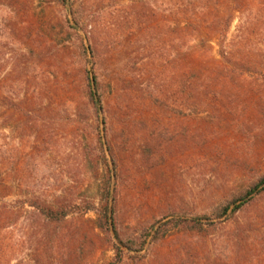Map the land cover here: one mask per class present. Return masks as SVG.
<instances>
[{"label":"rangeland","instance_id":"1","mask_svg":"<svg viewBox=\"0 0 264 264\" xmlns=\"http://www.w3.org/2000/svg\"><path fill=\"white\" fill-rule=\"evenodd\" d=\"M258 7L259 0H254L253 22ZM169 9V0H0V97L11 96L19 77L29 81L19 94H33V109L44 116L41 130L49 140L37 144L28 130L21 141L14 124L7 123L6 167L14 183L21 176L20 198L35 194L47 201L88 202L99 209L106 172L97 139L107 160L110 140L118 164L117 181L112 178L117 185L115 224L123 240L139 241L143 230L162 217L210 216L264 176L262 79L249 74L244 84H236L228 109L215 117L214 112L189 107L186 91L175 97V88L183 84L182 66L173 69L169 63L170 28H153L151 20L156 12L166 17ZM74 16L92 25L85 31L68 29L65 21L75 27ZM140 16H145L146 28L139 27ZM237 26L236 21L224 46L244 51L248 67L264 74V24ZM80 38L84 47L100 48L105 60L100 74L106 111L98 115L89 105L86 87V77L91 86L95 59L83 53ZM61 44L67 47L64 54L57 52ZM157 46L161 59L153 55ZM212 48L217 58L219 49L215 44ZM158 84L164 95L159 109L151 103ZM126 104L141 119L129 127L119 111ZM2 114L10 118L15 113L13 107L0 105V118ZM157 114L166 120L168 142L147 138L151 124L143 120ZM14 192L10 201L19 197ZM236 217L242 223L264 222V194L253 197ZM95 218V212L83 216L90 222L84 224L86 238L77 244L66 243L75 231L71 219L42 229V247L36 252L31 237L35 224L27 215L4 235L17 244V251L7 255L10 264H107L115 255L114 241L94 229ZM164 228L165 239L157 245L161 251L190 236L187 228L174 223ZM224 230L213 233L221 238ZM18 236L22 243H17Z\"/></svg>","mask_w":264,"mask_h":264},{"label":"trees","instance_id":"2","mask_svg":"<svg viewBox=\"0 0 264 264\" xmlns=\"http://www.w3.org/2000/svg\"><path fill=\"white\" fill-rule=\"evenodd\" d=\"M253 1L169 0L170 9L166 17L159 12L152 16L153 28H170L169 42L170 48L173 50L169 61L170 65L173 66V69L176 68L175 64L180 63L182 66L179 78L183 84L175 88L173 94L176 97L186 91V101L194 111L214 112L215 117L221 109H228L229 97H231L234 87L238 83L244 84L249 74L256 78L259 76L264 85L262 70H252L248 67L244 51H227L224 46L228 31L234 22H238L237 28H260L264 24V0H259L258 14L254 20L258 26H255L253 19L250 18ZM63 3L67 4L69 0H63ZM72 23L75 27L70 25V21H65L68 29L75 32L77 27L85 31L86 25H92L89 23L82 24L75 16ZM145 25V16H140L139 27L146 28ZM84 40V38H80L83 53L88 51L95 59L92 68L96 93H92L86 77V87L89 89L87 97L95 115H98L106 111L100 74L101 71H104L105 60L100 48L91 45L84 47L82 44ZM179 42L181 46L178 45ZM212 44H215L219 49L216 54L218 59L212 53ZM64 45L58 46V54H64L67 50ZM157 47L154 48L155 53L153 55L158 54L157 57L161 59L162 48ZM156 74L161 75L160 70ZM26 85L31 84L19 77L11 96L0 97V105L13 107L15 113L10 118H4V114L0 118V264H10V257L7 255L17 251L15 248L17 244H10L4 237L6 231L17 225L27 215L33 219L35 224L31 228L32 247L38 252L42 247L39 236L42 229L52 225H62L68 219L76 223L75 231L66 243L77 244V241L83 237L86 238L87 232L84 229V224L90 220L83 221L82 218L89 212L96 213L95 220L91 221L94 229L108 235L114 241L115 255L112 261L107 264H264V222L242 223L236 217L239 211L253 200V197L264 194V176L244 194L214 210L210 216H176L171 219L168 216L162 217L143 230L139 241L123 240L115 224L117 185L112 183V178L115 177L117 181L118 164L110 140L106 141V152L110 157V160H107L101 138L97 139L101 151L100 157L106 172L103 203L99 209H95L94 205L88 202L76 204L73 201L59 198L47 201L35 194L27 198H20L21 176L18 175L14 183L6 167V142L3 131L7 123L14 124L20 133L21 141L28 136V133L29 136L35 137L37 144L46 145L49 141L48 135L41 130V124L45 118L33 109V94L30 97L19 94V90L21 91L22 87ZM161 87V85H157L151 100V103L158 109L164 106V102H162L164 95ZM67 101L63 100V103L65 104ZM119 111L121 113L120 118L126 127L141 120L128 104L121 106ZM158 114L143 120L151 124L147 138L157 136L158 139L168 142L166 141L168 131L165 124L166 120L159 118ZM103 125L107 126V119L105 118ZM14 190L19 197L10 201L12 194L15 193ZM171 223L187 228L190 236H187L188 239L180 242V245H176L175 248L161 251L157 245L165 239L163 236L164 227ZM221 227L222 229L224 227L225 233L220 238L215 236L213 232ZM205 229H211L212 232L207 233ZM57 237L56 241L59 243L61 235ZM56 241H53L54 244L57 243ZM18 242L22 243L20 237L17 239ZM151 245L152 250L148 248Z\"/></svg>","mask_w":264,"mask_h":264},{"label":"water","instance_id":"3","mask_svg":"<svg viewBox=\"0 0 264 264\" xmlns=\"http://www.w3.org/2000/svg\"><path fill=\"white\" fill-rule=\"evenodd\" d=\"M90 81H91V89H92V93L95 94L96 91H95V85H94L93 78H90Z\"/></svg>","mask_w":264,"mask_h":264}]
</instances>
